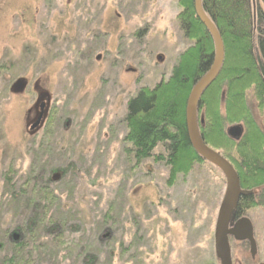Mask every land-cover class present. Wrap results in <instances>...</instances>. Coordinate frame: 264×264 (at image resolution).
Here are the masks:
<instances>
[{"label":"rangeland","instance_id":"1","mask_svg":"<svg viewBox=\"0 0 264 264\" xmlns=\"http://www.w3.org/2000/svg\"><path fill=\"white\" fill-rule=\"evenodd\" d=\"M178 5V0H0V242L18 222V210L5 203L3 174L13 168L19 179L31 161L46 159L48 168L76 165L71 184L56 192L66 240L92 251L103 228L111 232L96 264H220L213 237L225 191L220 171L203 162L171 186L164 162L150 158L135 166L124 141L128 100L166 81L193 44L180 31ZM18 80L26 89L16 94L11 89ZM35 84L50 95L53 115L32 142L27 129L35 118ZM244 97L249 119L264 133V106L252 89ZM225 101L222 87L223 118ZM204 111L197 112L198 124ZM235 125L243 129L241 139L252 128L226 120V136ZM48 130L53 147L39 161L34 150L40 142L45 146ZM216 152L228 155V147ZM230 152L232 162H239L232 147ZM244 217L256 251L252 256L248 243L230 238L232 264H264V207H252ZM76 251L57 257L45 252L41 264H82Z\"/></svg>","mask_w":264,"mask_h":264},{"label":"trees","instance_id":"2","mask_svg":"<svg viewBox=\"0 0 264 264\" xmlns=\"http://www.w3.org/2000/svg\"><path fill=\"white\" fill-rule=\"evenodd\" d=\"M178 2L180 31L193 44L179 56L166 81L152 89L141 88L128 100L124 117V141L129 145L127 152L134 165L150 158L164 162L169 168L171 186L176 178L188 175L194 166L204 162L188 143L185 107L193 85L209 70L214 58L213 41L195 16L194 0ZM200 5L221 35L224 61L219 76L200 99L198 110L205 111L200 116L204 121L198 124V132L211 149L228 147V155L220 154L232 163L241 189L261 188L239 200L233 215V219H239L252 207H264V133L249 119L244 97L252 89L255 99L264 106V0H201ZM222 87L226 93L225 118L218 110ZM52 115L51 110L46 124L51 122ZM226 120H242L252 128L235 143L225 135ZM51 132L43 134L48 139L42 140L45 146L40 142L34 150L35 156L40 155L39 161L43 159L42 151L47 154L53 147L48 138ZM37 135L29 134L32 142ZM230 147L238 157L237 166L232 162ZM158 148L162 152L154 155ZM44 162L31 161L19 179L13 168L3 174L5 203L18 210V222L0 242V264H41L45 252L57 257L76 248L82 264H96L97 254L110 244L109 228L101 227L104 230L96 237L93 252L80 242L66 240L68 229L60 212L61 197L56 192L71 184V172L76 165L48 168Z\"/></svg>","mask_w":264,"mask_h":264},{"label":"water","instance_id":"3","mask_svg":"<svg viewBox=\"0 0 264 264\" xmlns=\"http://www.w3.org/2000/svg\"><path fill=\"white\" fill-rule=\"evenodd\" d=\"M201 0H194L195 16L198 18L202 26L209 33L214 45V58L209 70L193 85L185 107V123L187 136L192 149L195 153L207 163L215 166L225 179V191L221 203L219 205L216 223L214 227V249L216 258L220 264H232L231 249L229 239L234 238L237 241H247L250 245V254L253 256L256 251V243L253 235L251 223L246 218H240L234 224L232 223L233 215L242 196L251 192L242 190L237 172L233 166L221 156L220 153L214 151L205 144L200 136L198 128L197 110L200 99L204 92L217 79L221 72L224 61V46L216 26L205 14L202 9ZM11 92L23 93L26 89V83L18 80L12 86ZM42 101L50 102V95L47 92L38 93V99L34 105L35 119L34 124L29 130H38L42 125L43 106L41 112L37 113V105ZM243 129L239 125L230 127L227 130V136L232 140L241 139Z\"/></svg>","mask_w":264,"mask_h":264},{"label":"flooded vegetation","instance_id":"4","mask_svg":"<svg viewBox=\"0 0 264 264\" xmlns=\"http://www.w3.org/2000/svg\"><path fill=\"white\" fill-rule=\"evenodd\" d=\"M39 89H41L40 87H39V84H35L34 85V87H33V90H34V93L36 94V97H35V100L37 101V99H38V93H43V91L41 90H39ZM44 90V89H43ZM35 103L36 102H34V105H35ZM51 102H49V103H46V101H42L40 104H38L37 105V108H36V110H37V113L38 112H41V106H43V119H42V125L40 126V128L37 130L36 129V131L35 130H29L30 129V127L34 124V120L31 122V125H30V127H29V129H27L28 130V134H32V135H37V134H39L41 131H43V128L45 127V124L48 122V119H49V116H50V113H51V104H50ZM35 115V114H34ZM35 119V118H34ZM243 135V134H242ZM222 156V155H221ZM223 157V156H222ZM228 161V160H227ZM204 162H206V161H204ZM229 162V161H228ZM207 163V162H206ZM231 165H232V163L231 162H229ZM210 164V163H209ZM212 165V164H211ZM213 166V165H212ZM233 166V165H232ZM215 167V166H214ZM234 168V167H233ZM235 169V168H234ZM236 171V170H235ZM243 190V189H242ZM245 191H248V190H245ZM248 192H251L250 194H246V195H244V196H250L251 194H253V191H248ZM244 196H242V197H244ZM241 197V198H242ZM240 198V199H241ZM241 218H245L244 216L243 217H241ZM240 219V218H239ZM239 219H232V223L234 224L237 220H239ZM234 239V238H233ZM237 241V240H236ZM242 242H246V243H248L247 241H242ZM249 244V243H248Z\"/></svg>","mask_w":264,"mask_h":264}]
</instances>
